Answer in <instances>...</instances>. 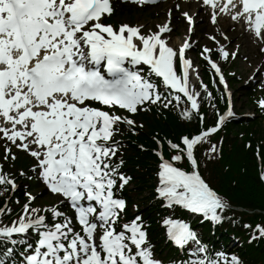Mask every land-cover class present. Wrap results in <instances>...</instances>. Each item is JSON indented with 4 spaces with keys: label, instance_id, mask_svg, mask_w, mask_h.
Listing matches in <instances>:
<instances>
[{
    "label": "snow or ice",
    "instance_id": "snow-or-ice-1",
    "mask_svg": "<svg viewBox=\"0 0 264 264\" xmlns=\"http://www.w3.org/2000/svg\"><path fill=\"white\" fill-rule=\"evenodd\" d=\"M202 2L210 8L213 23L226 13L264 43V0ZM113 14L112 0H0L3 159L18 158L13 147L30 155L32 171L59 197L56 204L33 207L36 196L26 192L28 202L18 217L8 225L0 221V237L12 244L17 243L15 235L36 232L37 240L27 243L22 253V264H162L143 218L123 220L127 202L119 194L132 177L121 170L124 160L118 157L121 144L115 137L121 126L136 134L143 124L134 116L152 106L177 109L184 120L203 125L205 97H216L187 56L192 43L171 45L169 23L145 32L143 25L106 24ZM183 15L193 22L189 13ZM210 39L219 45L215 36ZM212 51L205 46L201 56L213 72L212 83L223 85L221 98L230 107L217 111L212 126H198L179 142L166 141L171 155L156 153V193L169 208L179 206L219 222L229 205L203 177L196 151L208 144L207 156L214 157L218 147L211 136L233 115L221 61L235 53L219 45L220 60H213ZM257 104L264 112V97ZM164 143L157 139L161 149ZM17 187L15 177L0 165V195ZM65 204L72 216L61 210ZM5 211L11 209H0V215ZM162 222L175 246L197 245L196 253L202 255L187 264H242L235 255H210L184 220L169 217ZM256 230L259 235L253 233L252 239L264 238V225L257 224Z\"/></svg>",
    "mask_w": 264,
    "mask_h": 264
},
{
    "label": "trees",
    "instance_id": "trees-1",
    "mask_svg": "<svg viewBox=\"0 0 264 264\" xmlns=\"http://www.w3.org/2000/svg\"><path fill=\"white\" fill-rule=\"evenodd\" d=\"M174 118V119H173ZM168 121H152L150 123V133L156 132L159 136H167L172 138L175 141L179 140V137L182 133L193 132L197 127L198 123L194 120L193 123H188L182 120H178L177 117H173ZM258 121H253L251 127H256L257 131L261 134L264 130L263 127L257 125ZM263 125V124H261ZM247 129L246 131H248ZM142 140H144L147 144L153 145L154 143L151 140H148V133H146ZM227 144L230 145V150L236 151L237 154H229L228 151L223 148V159L221 160V164H225L222 170L218 172L217 170V162L210 166L208 169L209 177L216 182L221 191H224L228 194L231 199L240 205L245 207H251L256 210H264V185L260 181L259 171H258V158L254 155V149H244L242 146L236 144L238 141V136H229V134L225 133V138ZM133 154H130L129 161L136 163V165L142 166L139 171V177L141 178V183H145V187L149 188L148 183L154 177L152 171L154 170V162H152L154 155L151 152L147 153H138L136 152V148L132 145ZM200 151H204V148H201ZM264 150H262L263 152ZM137 155V156H136ZM145 168H147L145 170ZM143 186H140V189L143 190ZM241 218L237 219L235 222V226L233 223L229 222L228 226L224 225L222 228L228 227L229 230L234 232L235 234L242 236L244 239L245 235V221L255 222L258 216L252 215H240ZM247 231V235L250 236ZM247 243V242H246ZM246 252H244V258L249 262V264H257L261 260H264V239L257 238L253 243H247Z\"/></svg>",
    "mask_w": 264,
    "mask_h": 264
},
{
    "label": "rangeland",
    "instance_id": "rangeland-1",
    "mask_svg": "<svg viewBox=\"0 0 264 264\" xmlns=\"http://www.w3.org/2000/svg\"><path fill=\"white\" fill-rule=\"evenodd\" d=\"M162 19H163V15H162L161 19H158L156 21L161 22ZM133 22H139V23H145V24L147 23V21L144 20V19L143 20L142 19H137V20H134ZM207 26H208L209 32H214L215 31V28L211 24L207 23ZM231 27H234V26L230 25V28ZM231 29L233 30L234 33L237 34V31H238L237 29H235V28H231ZM198 35H199V37L201 39L200 42H207L206 36H204L202 33H200ZM238 36H239V34H238ZM244 38H245V35L241 36V41H243ZM250 45L255 47L254 44L251 41H250ZM241 50H242V53L244 54L243 56L251 54L252 55L251 57H253V53L252 52L254 50L252 52H249L248 49H245V48L241 49ZM254 61L256 62L255 59H254ZM237 67L241 68L244 71V76H247L249 70H251V68L248 67L247 63L244 62V60L241 57H239V59L237 61ZM235 90H236L235 91L236 107H239L240 109H242L243 112H248V110L251 111L252 109L249 108L248 104L245 107L243 106L244 105L243 103L246 100V95H245L244 89H242L240 87H237Z\"/></svg>",
    "mask_w": 264,
    "mask_h": 264
},
{
    "label": "bare ground",
    "instance_id": "bare-ground-1",
    "mask_svg": "<svg viewBox=\"0 0 264 264\" xmlns=\"http://www.w3.org/2000/svg\"><path fill=\"white\" fill-rule=\"evenodd\" d=\"M192 8H194L195 10L198 9V7H200V4L199 3H192L191 5ZM220 19H225V18H220ZM221 22V21H220ZM218 25V24H217ZM219 26V25H218ZM173 42L177 43L178 42V39H176L175 37L172 38ZM243 45H249V40H245L244 41V44ZM15 256V255H14Z\"/></svg>",
    "mask_w": 264,
    "mask_h": 264
}]
</instances>
